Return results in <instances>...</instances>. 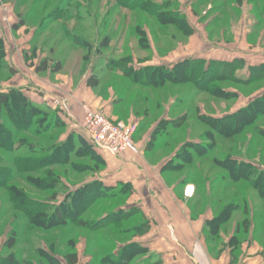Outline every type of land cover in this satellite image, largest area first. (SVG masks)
Instances as JSON below:
<instances>
[{
	"label": "rangeland",
	"instance_id": "obj_1",
	"mask_svg": "<svg viewBox=\"0 0 264 264\" xmlns=\"http://www.w3.org/2000/svg\"><path fill=\"white\" fill-rule=\"evenodd\" d=\"M123 1L129 4L133 0H0L4 59L14 71L10 76L0 74V91L16 87L25 96L30 93L40 98L45 93L60 101L62 107H68L71 90L87 87L102 105L109 107L112 115L117 116L114 121L117 125H130L137 132L135 138L133 136L135 145L127 153H99L108 157V163L102 158L104 165L96 164L85 153L83 159H73L74 163L89 165L82 172L69 165L52 169L58 182L51 190L56 193L52 206L58 205L67 192L72 193L80 184L100 176L101 181L107 182L112 170H116V176L123 177V172L137 169L142 176L146 171L148 176L153 174L156 179L160 176L165 187L175 194L180 188L177 184L185 183L186 176L202 174L203 191L195 197V203L199 202L195 212L202 213L207 209L208 213L213 210L216 214L209 199L213 190L218 195L225 184L213 185L211 180L222 173L227 176L222 170L230 169V164L223 163L225 157L231 156L238 162H248L256 169L264 170V111L258 112L259 117L255 116L254 125L231 136L218 134L203 122L206 118L221 119L233 115L263 97L264 75L256 81L249 78L253 69H264V0H147L151 5L168 3L167 8L160 10L180 17L178 22L161 17L163 23L140 9L141 4L130 10L121 5ZM28 12H32L30 21L14 29V24L19 23L18 15L24 16ZM107 37L108 46L104 47L102 41ZM237 60L243 61V66L235 68L233 74L223 65L213 74L209 65ZM127 65L134 71L145 67L173 70L178 65L180 72L194 65L197 69L193 82L170 78L161 87L152 88L150 80L135 78L134 81L133 76L120 77L114 73L115 67ZM213 75L231 77L215 82L210 80ZM199 80L205 86L209 85L207 90L218 86L222 92L216 94L200 89ZM89 83H97V89L89 87ZM81 101L77 100L76 105L82 118ZM89 104L84 105L99 110V105ZM63 114L61 112L62 118ZM172 120L184 123L173 129L170 126ZM40 129L42 126L38 125L19 133L16 137L21 142L19 150H24L29 143L51 145L66 132L65 127L33 137V131L41 133ZM81 135L84 137L83 133ZM87 143L94 150V145L90 141ZM213 143L215 147L202 159H193L191 163L183 161L187 157L185 150L190 151V144L208 146ZM38 154L30 156L43 155ZM0 156L9 162L13 154L0 150ZM10 170L15 171L14 168ZM43 173V169H39L35 173L20 174L11 179L7 187H19L27 197L44 201L50 192L36 188L45 179H50ZM33 178L37 182L34 188L31 185ZM242 182L238 185L246 190V197L251 200L249 214L254 211L257 221L263 223L264 203L250 191L246 182ZM4 193L5 190L0 189V256L11 252L3 247L11 230L16 232L18 242L12 251L20 253L21 264H48L49 256L66 264L63 254L73 251L81 254L78 257L80 263L79 259L85 261L93 252L98 254L93 241L96 236L105 234L102 231L90 232V227L81 229L68 224L51 230L35 229L13 208ZM233 230L234 222L221 226L217 244L224 246V237L228 238L225 233L230 234ZM53 244L56 253L49 249ZM81 249H84L83 253ZM97 262L95 260L94 264Z\"/></svg>",
	"mask_w": 264,
	"mask_h": 264
},
{
	"label": "trees",
	"instance_id": "obj_2",
	"mask_svg": "<svg viewBox=\"0 0 264 264\" xmlns=\"http://www.w3.org/2000/svg\"><path fill=\"white\" fill-rule=\"evenodd\" d=\"M121 5L130 10H134L140 5V9L146 11L149 15L158 20L164 17V19H172L178 22L180 18L179 15H173L168 11L160 10V8H167L168 3L159 6L151 5L147 0H133L129 4L123 1ZM31 13L32 12H28L24 16L18 15L19 23H15L13 28L18 29L23 27V23L26 25L31 19ZM161 23L163 22L161 21ZM108 41V37L102 41L104 47L108 46ZM4 58V44L0 38V74L10 76L14 71L8 66ZM209 65L212 71L215 72H213V74H216L220 65L228 67L231 74H233L235 68L240 69L243 66V61L237 60L232 63L222 64L220 62H211ZM180 67L181 66L178 65V67H174L173 70L145 67L134 71L127 65L115 67L114 69L116 71H114V73H118L117 76L120 77L133 76L134 81L135 78L150 80L152 88L161 87L167 80L169 81L170 78L172 81L185 79L187 82H193L196 76V65L183 72L179 71ZM262 75H264L263 68L253 69L249 79L251 81H256L262 78ZM213 76L214 77H211L210 80L215 82L227 80L231 77L223 75L219 77ZM234 79L238 81L237 78L234 77ZM141 84L145 83L141 81ZM197 84L202 90H207V88H209V85L205 86L203 81L199 80ZM88 86L94 89L98 87L97 83H89ZM207 91L216 94L222 92L221 87L218 86L213 87V89L211 87V89ZM263 109L264 95L261 99L258 98L254 100L249 106L242 108L233 115L225 116L221 119L204 118L205 121L203 122H206L211 128L219 132L218 134L223 135V133H225L227 134L225 136H231L239 133L248 126L254 125L257 119L255 116H258V112L259 114L261 111L263 112ZM61 111L62 110L59 108L53 110L33 103L16 87L9 88L6 91H0V150L13 154L9 162H6V159L0 156V189L5 190L6 194H4L7 195L13 208L21 212L27 218L29 225L35 229L51 230L52 228L54 229L68 224L81 229L90 227V232L96 233L102 231V233H105L102 236L94 235L96 237L93 243L97 247L96 250L98 254L94 252L91 254L89 264H93L95 260L104 264H128L135 256L144 252L142 246L131 242L132 238L142 236L149 229L148 223L143 221L140 210L137 207L126 205L128 198L133 193L132 186L123 183H118L116 187L108 186L99 179H94L85 184H80L72 193L67 192V195H65L64 199L59 202L58 205L52 206L51 203L52 200L55 199L56 193H51V190L58 185L56 180L57 176L53 175L54 170L52 169L60 165H69L72 169L82 172L83 169H88L89 165L86 163H74L73 159H83L85 153H88L91 159L95 160L98 165H104V160L98 151H94L95 149L93 150L91 148L86 139L81 137L82 135L79 136L75 134L69 135L63 141L57 138V141L51 145L29 143L25 145L24 150H19L21 142L17 141L16 137L19 133L27 132L33 126H42V129H40L42 132L38 133V130L33 131V137H39L50 132V130L65 128L66 124L61 117ZM183 123L184 122L178 123L177 120H172L170 126L174 129ZM262 132L264 133V131ZM211 134L212 133H210V135ZM51 139L54 140L53 138ZM51 139H48V141ZM188 147H190V151L188 149L185 150L187 151V157H185L183 161L191 163L193 159H202L211 152V149L215 146L213 143L208 146L190 144ZM208 149H210V151H207ZM32 153H35V155L43 153V155L35 158L30 156ZM223 163L230 164V169H222L227 173V176L222 173L211 180V184L214 183L213 185L216 183L225 185H223L218 195L214 190L212 191V196H210L209 200L212 201V208L217 210V213L213 214V210L210 211L212 213V218L205 224L204 229L211 242L214 244L217 242V239H219L220 227L234 222V230L231 236L223 232L229 237L224 246L230 247L231 256L234 259L235 253L243 243L248 241V236L252 234V231L256 229L262 230L264 236V222L257 221L254 211V214H249L248 203L251 200L246 197V190L238 185L239 181L246 182L250 187V191L257 194L264 203V170L256 169L248 162H238L231 156L225 157ZM8 164H12L13 166L6 167ZM13 168L15 171L10 170ZM39 169H43V174H45L46 177H50V179H45V181L38 184L36 187L35 183L37 182L35 178H33V183L30 184L33 188L35 186L38 190L50 192L44 201L27 197L19 187H7V183L11 179H15L17 176L19 177L20 174L35 173ZM172 170L175 171L180 169ZM208 172H211V169H209ZM29 179L32 180L31 177ZM183 181H185L183 184L188 182L191 184L194 183L196 186V196L201 195L200 193L203 191L202 174L195 173L193 177L186 176ZM178 186L180 185L178 184ZM1 198H4V195H2ZM203 199L207 200V198ZM86 216L89 218L86 219ZM15 235L16 232L11 230L10 236H7L3 247L11 252L5 256H0V264H21L19 259L20 253L12 251L18 244ZM49 249L52 250V252L55 251V253L57 251L54 244L50 245ZM69 249L71 250V248ZM49 257L50 261L48 264H61L55 260L53 256ZM63 257L66 264H79L78 255L74 251L64 253ZM157 264L161 263L157 261Z\"/></svg>",
	"mask_w": 264,
	"mask_h": 264
},
{
	"label": "crops",
	"instance_id": "obj_3",
	"mask_svg": "<svg viewBox=\"0 0 264 264\" xmlns=\"http://www.w3.org/2000/svg\"><path fill=\"white\" fill-rule=\"evenodd\" d=\"M85 88L79 89V91L75 88L71 90L69 95L71 104L68 105L67 111L63 114L66 132L60 137V141L65 140L71 134L79 136L82 134L77 125L82 119L81 111H77V100L81 101L82 99L85 101V103L81 101L79 106L86 103L99 105L101 106L97 107L99 110L106 111L112 120L117 119V116L112 115L109 111L108 106L102 105L93 92ZM26 96L37 105L55 109L52 102L56 100L50 98L49 94L43 93V98L30 93ZM98 153L110 155L103 152ZM128 155L129 153L124 157L126 158ZM102 158L108 163L106 160L108 157ZM115 172L116 170H112L107 182H102L108 186H116L118 183L130 184L133 193L127 200L126 205L137 207L143 216V221L148 223L149 228L142 236L132 238L131 242L142 246L144 252L135 256L128 264H157V261L161 264H264V236L262 230L252 231V234H254L248 236V241L243 243L237 250L234 259L231 256L230 247L219 246L217 242L214 244L211 242L204 228L205 224L211 220L212 215L207 212V209L202 213L195 212L198 203L194 201L196 189L193 184L189 182L182 184L178 188V193L175 194L165 187L160 176L158 179L153 174L148 176L147 171L146 177L144 175L143 177L137 169L123 172V177L116 176ZM99 180L101 181V176ZM177 185L174 189L177 188ZM187 185L194 187V194L190 198L184 197V189ZM231 234L232 232L229 236ZM227 239L224 237V245L227 243ZM77 254L78 257H81L80 253ZM90 260V257L87 256L85 261L79 259V264H89Z\"/></svg>",
	"mask_w": 264,
	"mask_h": 264
},
{
	"label": "built area",
	"instance_id": "obj_4",
	"mask_svg": "<svg viewBox=\"0 0 264 264\" xmlns=\"http://www.w3.org/2000/svg\"><path fill=\"white\" fill-rule=\"evenodd\" d=\"M55 108L66 112L67 107L60 101L52 102ZM83 116L77 123L86 141L94 145V149L110 155H122L127 153L134 145L133 136L135 129L128 126H119L107 113L102 110H94L87 105H81ZM194 194L192 185L185 186L184 197L190 198Z\"/></svg>",
	"mask_w": 264,
	"mask_h": 264
}]
</instances>
